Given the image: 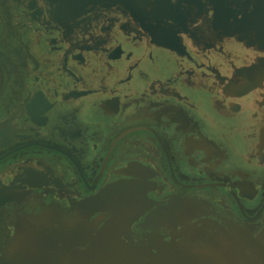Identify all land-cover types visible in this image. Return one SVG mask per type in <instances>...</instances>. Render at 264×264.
I'll use <instances>...</instances> for the list:
<instances>
[{"label":"flooded vegetation","instance_id":"flooded-vegetation-1","mask_svg":"<svg viewBox=\"0 0 264 264\" xmlns=\"http://www.w3.org/2000/svg\"><path fill=\"white\" fill-rule=\"evenodd\" d=\"M57 2L0 0V264H264V34L210 0L70 28Z\"/></svg>","mask_w":264,"mask_h":264},{"label":"water","instance_id":"water-1","mask_svg":"<svg viewBox=\"0 0 264 264\" xmlns=\"http://www.w3.org/2000/svg\"><path fill=\"white\" fill-rule=\"evenodd\" d=\"M163 0H161L162 2ZM167 7L161 8L169 12L177 11L171 5L172 0H164ZM177 4L194 5L197 0H175ZM215 7L214 23L217 28L228 33L252 30L264 34V16L260 15L264 10L262 0H210ZM238 2L253 4L250 10L244 6L240 7ZM150 0H58L54 8L53 19L62 27H73L76 20L84 15L98 11L120 10L137 21H145L147 18L145 10L148 8ZM158 5L152 7L153 10H160ZM249 11V12H246ZM170 18V15L161 16ZM157 18V17H153ZM160 18V17H158ZM260 66L264 68V60ZM93 251L86 255L84 263L96 264H199L195 258L185 254L173 253L169 246L156 248V253H152L147 248L123 249L124 252L109 256L106 247L100 244L93 246Z\"/></svg>","mask_w":264,"mask_h":264}]
</instances>
